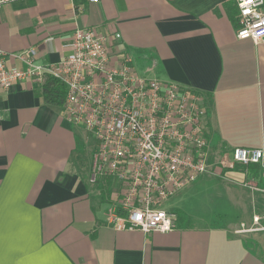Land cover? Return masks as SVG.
I'll return each instance as SVG.
<instances>
[{"label": "crops", "instance_id": "1", "mask_svg": "<svg viewBox=\"0 0 264 264\" xmlns=\"http://www.w3.org/2000/svg\"><path fill=\"white\" fill-rule=\"evenodd\" d=\"M234 3L10 0L0 5L4 52L34 47L39 62H57L68 53L75 28H94L107 37L119 33L112 42L114 56L130 54L140 72L155 59V76L202 92L212 172L167 200L169 209L187 212L172 230H115L106 215L120 185L111 178L88 181L94 140L64 117L62 104L45 103L36 94L41 86L19 81L0 92V264H264V237L253 248L252 236L230 220L236 216L239 223L250 219L255 225L256 208L264 211L262 177L256 166L221 164L230 161L234 147L264 149V40L237 38L229 16ZM13 63L24 66L18 59ZM205 186L221 191L214 199L221 210L200 204Z\"/></svg>", "mask_w": 264, "mask_h": 264}, {"label": "built area", "instance_id": "2", "mask_svg": "<svg viewBox=\"0 0 264 264\" xmlns=\"http://www.w3.org/2000/svg\"><path fill=\"white\" fill-rule=\"evenodd\" d=\"M234 1L237 38L264 40V0ZM119 37L75 28L68 53L57 62H39L34 47L0 50V92L23 80L34 86L47 76L60 81L64 117L94 138L88 181L111 178L120 185L107 208L108 223L115 230L168 232L176 216L165 203L208 171L205 96L155 76V59L140 72L130 54L114 56L112 42ZM17 59L23 67L13 63ZM251 163L260 166L264 190V149L234 147L230 161H221L223 167ZM253 223L251 230L264 229L260 216Z\"/></svg>", "mask_w": 264, "mask_h": 264}, {"label": "rangeland", "instance_id": "3", "mask_svg": "<svg viewBox=\"0 0 264 264\" xmlns=\"http://www.w3.org/2000/svg\"><path fill=\"white\" fill-rule=\"evenodd\" d=\"M89 136H90V138H88V140L91 142V140L93 139L94 140V138H93V136L91 135V134H89ZM91 139V140H90ZM211 172V171H210ZM210 172H206L205 173V175L207 174V175H211V173ZM204 175V174H203ZM202 175V176H203ZM218 189L220 188V186L219 187H217ZM260 188V187H259ZM260 190H261V188H260ZM263 190H261V192H262ZM221 191L219 190H215V189H211V188H209V187H207V186H205L202 190H201V192H200V196H201V198H203L204 200H202V202H200V204L204 207V208H206L205 207V205H207L209 208H215V209H217V210H221L222 209V207L221 206H218L217 208H216V203H217V201H215L214 199H215V197L216 196H219V197H221ZM220 200V198H218V201ZM214 202V203H213ZM185 205H186V207L187 208H191V206H193L194 204H193V201L190 199V198H187L186 200H185ZM166 206H167V208H168V210L170 211V212H174V214H175V218H176V220H178L179 218L178 217H181V218H184L187 214V212H185V210L184 209H182L181 207H170V209H169V204L168 203H166ZM256 214H258L259 216H260V224H262V225H264V211L262 210V209H257L256 208ZM219 219H222V217L220 216V217H218ZM233 220V222H234V224L235 225H237V229H243V230H245V234L246 235H248L249 237L248 238H250L251 236H252V239H251V245H253V248L255 247H257V246H259V243L257 244V242H259V240H260V237L259 236H261V237H264V230H262V231H252L251 230V228H255L257 225H254V226H252V224H251V221L250 222H248L249 220H247L246 222H244V223H239V222H237V220H236V216H230V220ZM227 220L228 219H224V220H221V222H227ZM252 220V219H251ZM247 238V239H248ZM258 241H257V240ZM257 241V242H256ZM261 241V240H260ZM262 242V241H261Z\"/></svg>", "mask_w": 264, "mask_h": 264}, {"label": "trees", "instance_id": "4", "mask_svg": "<svg viewBox=\"0 0 264 264\" xmlns=\"http://www.w3.org/2000/svg\"><path fill=\"white\" fill-rule=\"evenodd\" d=\"M237 14H238V9L236 7V4L234 3V5L229 11V16L231 17L235 27L237 26L236 23ZM36 94L41 96L45 103H49L53 105H61L63 103L65 96V87L60 81H58L53 76H47L44 79L43 83L41 84V89L37 91ZM249 166H256V168L254 167L253 168L256 170L257 175L259 176L261 175L260 169H257L259 168L258 164L251 163L248 166H243V167H249Z\"/></svg>", "mask_w": 264, "mask_h": 264}]
</instances>
